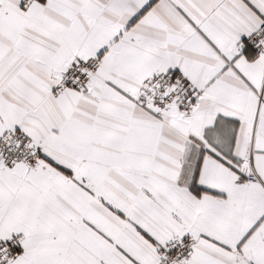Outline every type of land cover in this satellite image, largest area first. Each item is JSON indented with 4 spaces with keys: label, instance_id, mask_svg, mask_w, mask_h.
Returning a JSON list of instances; mask_svg holds the SVG:
<instances>
[{
    "label": "snow or ice",
    "instance_id": "snow-or-ice-1",
    "mask_svg": "<svg viewBox=\"0 0 264 264\" xmlns=\"http://www.w3.org/2000/svg\"><path fill=\"white\" fill-rule=\"evenodd\" d=\"M0 264H264V0H0Z\"/></svg>",
    "mask_w": 264,
    "mask_h": 264
}]
</instances>
